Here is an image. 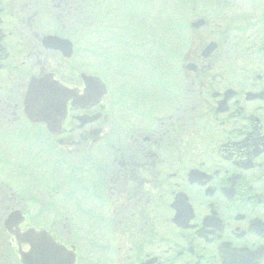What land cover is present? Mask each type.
<instances>
[{"label": "flooded vegetation", "instance_id": "flooded-vegetation-1", "mask_svg": "<svg viewBox=\"0 0 264 264\" xmlns=\"http://www.w3.org/2000/svg\"><path fill=\"white\" fill-rule=\"evenodd\" d=\"M66 1L0 0V264H23L29 246L15 234L40 229L31 205L44 202L47 141L68 156L57 167V197L78 203L86 192L130 239L114 264H264V0L200 5V29H171L166 82L143 91L120 85L116 116L106 101L103 110L70 103L51 131L47 120L60 117L57 109L45 115V100L56 103V92L42 83L32 97L29 90L47 76L57 80V50L46 39L57 38V10L73 2ZM243 6L248 19L234 21ZM70 75V87L83 88L79 70ZM101 112L80 128L78 117ZM77 230L65 228L71 243H61L81 264Z\"/></svg>", "mask_w": 264, "mask_h": 264}, {"label": "rangeland", "instance_id": "rangeland-1", "mask_svg": "<svg viewBox=\"0 0 264 264\" xmlns=\"http://www.w3.org/2000/svg\"><path fill=\"white\" fill-rule=\"evenodd\" d=\"M92 2V10L86 3H82V7H79L76 12L77 17L73 20L77 24L76 26L70 28L67 25L68 28L64 29L62 24H59L60 28L57 29L59 32L57 34L76 43L77 54L70 62L63 60L62 56L57 54L58 77L63 81H70V74L74 68L88 74L101 75L109 86L110 93L105 99L106 103L109 104H114V101L118 100L120 85L127 89H131V87L141 89L149 87L150 89L154 82H166L168 78L166 51L175 46L167 37V25L171 21L180 25L193 20L195 15L190 10L188 0H93ZM204 4L216 5L214 3L213 5L211 1ZM242 9L243 12L241 9L232 12L234 21L242 22V17L248 16L245 12L248 9L244 6ZM217 12L229 13L224 7H219ZM68 15H64L66 20ZM236 17L238 18L236 19ZM68 19L73 18L69 17ZM90 23L93 27L89 26ZM93 31L96 48H90L87 43L90 41L89 36ZM154 40L157 42V49L161 46L164 52L160 53L157 49H149ZM93 48L94 54H92ZM97 54L102 55V57H98ZM160 96L163 97L164 95L160 93ZM116 106L114 105L111 113L114 116L117 114ZM93 154L96 156L95 152ZM98 154L100 155L101 151ZM50 170L54 171V168L50 166L46 168V177L50 176ZM62 175H66V173L62 172ZM91 178L99 179L100 177L97 172H94ZM30 181L32 182L33 179ZM56 187H60L59 182L53 188ZM46 189L48 190V187H44V200L50 201L52 198ZM83 207L79 205L78 211ZM91 210L98 211L100 214L105 213V209H102L100 204L92 205ZM72 212L76 215V211ZM108 214L105 213V225L111 218H106ZM44 217L46 220L51 219L49 223L51 225L55 215L47 214ZM159 221H161L160 218L157 219L158 225H160ZM90 227L85 229L89 234L84 233L77 236V245H81L82 250H87L89 244L101 243L106 245L108 243L110 251L106 254L109 257L105 260V264H114L116 254H118L117 248L119 246L126 247V240L106 231H102V235L100 232L97 234L92 228L93 226ZM55 231L57 233V227ZM66 236L67 240L71 241V236L68 234ZM100 256L102 258L103 253ZM85 257L83 264L94 263L95 258L90 255H85Z\"/></svg>", "mask_w": 264, "mask_h": 264}, {"label": "water", "instance_id": "water-1", "mask_svg": "<svg viewBox=\"0 0 264 264\" xmlns=\"http://www.w3.org/2000/svg\"><path fill=\"white\" fill-rule=\"evenodd\" d=\"M57 49L61 50L67 58L73 55V45L69 41L57 38ZM84 80L86 90L83 96H79L76 90L68 89L58 81H52L50 76L47 77L44 83L57 94L56 103L54 100L46 97L45 113H47V116H49L50 110L54 111L57 109V116H60L63 120L67 113V104L72 99L80 102L92 101L94 104H98L106 93V87L97 77L84 76ZM39 83L34 82L31 86V96L34 91L36 92L38 90ZM62 120L59 119L53 124L47 122V124L51 128H57V131H59L58 129L61 127ZM16 235L20 244L28 243L30 246V251L23 254L24 264H75V256L67 252L64 247L58 245L46 231L41 233L29 231L22 235Z\"/></svg>", "mask_w": 264, "mask_h": 264}]
</instances>
